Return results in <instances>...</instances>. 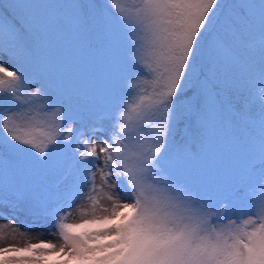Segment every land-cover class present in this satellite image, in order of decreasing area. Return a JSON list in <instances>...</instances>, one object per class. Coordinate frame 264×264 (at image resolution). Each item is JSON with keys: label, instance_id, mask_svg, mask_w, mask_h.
Returning a JSON list of instances; mask_svg holds the SVG:
<instances>
[{"label": "snow or ice", "instance_id": "snow-or-ice-1", "mask_svg": "<svg viewBox=\"0 0 264 264\" xmlns=\"http://www.w3.org/2000/svg\"><path fill=\"white\" fill-rule=\"evenodd\" d=\"M0 221V264H264V0H0Z\"/></svg>", "mask_w": 264, "mask_h": 264}, {"label": "rangeland", "instance_id": "rangeland-1", "mask_svg": "<svg viewBox=\"0 0 264 264\" xmlns=\"http://www.w3.org/2000/svg\"><path fill=\"white\" fill-rule=\"evenodd\" d=\"M2 222V221H0ZM21 231H28L29 232V235L31 236H39L40 239H46V240H53V242H55V238L50 236L47 232L43 231V230H37V229H32V230H27V229H24L23 227L21 228ZM13 241L11 240H8V241H3V242H0V246H4L5 243H11ZM17 243H20V244H23L24 241L23 240H18L16 241ZM35 242V240L33 241Z\"/></svg>", "mask_w": 264, "mask_h": 264}]
</instances>
